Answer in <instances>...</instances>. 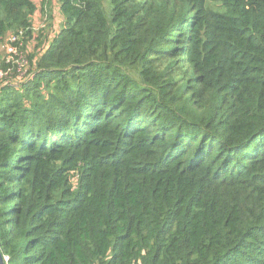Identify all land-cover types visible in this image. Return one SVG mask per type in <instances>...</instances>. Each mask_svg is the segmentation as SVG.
<instances>
[{"label": "trees", "instance_id": "trees-1", "mask_svg": "<svg viewBox=\"0 0 264 264\" xmlns=\"http://www.w3.org/2000/svg\"><path fill=\"white\" fill-rule=\"evenodd\" d=\"M211 1L0 0L5 264H264V0Z\"/></svg>", "mask_w": 264, "mask_h": 264}, {"label": "built area", "instance_id": "built-area-1", "mask_svg": "<svg viewBox=\"0 0 264 264\" xmlns=\"http://www.w3.org/2000/svg\"><path fill=\"white\" fill-rule=\"evenodd\" d=\"M14 42V38H10L9 40V43L6 42L5 44V52L7 54V57H6V61L7 63H12L13 65L15 64H20L19 60L17 59L18 58V50L12 46V44L10 43H13ZM2 76V73L0 72V77ZM7 257H3V261L6 263L7 262Z\"/></svg>", "mask_w": 264, "mask_h": 264}, {"label": "rangeland", "instance_id": "rangeland-1", "mask_svg": "<svg viewBox=\"0 0 264 264\" xmlns=\"http://www.w3.org/2000/svg\"><path fill=\"white\" fill-rule=\"evenodd\" d=\"M52 3L56 4L55 1H53ZM210 4L213 5L214 8H217V5L214 4V2H212L211 0H210ZM51 7H52V6H51ZM54 16L56 17V14H55V13H54ZM54 22H55V21H54ZM55 23H56V22H55Z\"/></svg>", "mask_w": 264, "mask_h": 264}, {"label": "water", "instance_id": "water-1", "mask_svg": "<svg viewBox=\"0 0 264 264\" xmlns=\"http://www.w3.org/2000/svg\"><path fill=\"white\" fill-rule=\"evenodd\" d=\"M0 264H5V262L3 261V258L1 256V253H0Z\"/></svg>", "mask_w": 264, "mask_h": 264}]
</instances>
